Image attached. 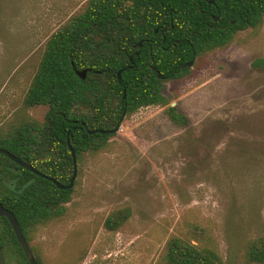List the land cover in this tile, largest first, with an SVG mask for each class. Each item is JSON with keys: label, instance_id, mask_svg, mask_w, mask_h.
Returning a JSON list of instances; mask_svg holds the SVG:
<instances>
[{"label": "rangeland", "instance_id": "374dc122", "mask_svg": "<svg viewBox=\"0 0 264 264\" xmlns=\"http://www.w3.org/2000/svg\"><path fill=\"white\" fill-rule=\"evenodd\" d=\"M89 0H0V127L22 115L47 42ZM264 19L197 59L187 78L164 83L169 106L125 117L106 150L87 153L65 215L38 227L30 246L41 264H166L174 236L216 247L224 264H247L249 239L264 235ZM130 208L117 232L114 211ZM4 222L0 221V238ZM195 231L190 234L191 231ZM197 236V239L195 238ZM200 240V241H199ZM0 246V264H17Z\"/></svg>", "mask_w": 264, "mask_h": 264}, {"label": "trees", "instance_id": "16d2710c", "mask_svg": "<svg viewBox=\"0 0 264 264\" xmlns=\"http://www.w3.org/2000/svg\"><path fill=\"white\" fill-rule=\"evenodd\" d=\"M263 19L264 0H89L49 39L26 94L24 109L49 108L45 121L21 114L6 123L0 127V149L69 185L74 174L70 146L79 162L87 153L106 150L125 117L140 109L167 107L172 122L186 126L188 119L169 106L164 83L187 78L188 63L228 46L239 32L259 28ZM253 66L264 67V60ZM84 70L88 74L82 80L77 72ZM73 192L0 154V203L14 214L29 245L38 227L65 215ZM131 213L130 208L114 211L105 229L117 232ZM0 221L6 226L0 246L10 247L17 264H30L8 220ZM164 259L166 264H224L209 241L194 244L180 236L167 242ZM244 261L264 264V235L247 241Z\"/></svg>", "mask_w": 264, "mask_h": 264}, {"label": "water", "instance_id": "95a60500", "mask_svg": "<svg viewBox=\"0 0 264 264\" xmlns=\"http://www.w3.org/2000/svg\"><path fill=\"white\" fill-rule=\"evenodd\" d=\"M210 3L214 4L215 1H211ZM216 21H218L217 18H216ZM158 32L159 31L156 30V33H158ZM162 34L165 35V31H163ZM139 46L142 47V43H140ZM193 65H194V61L188 63L186 65V67L192 68ZM77 74L82 80H85L87 78L88 71L84 70V71H81V72H77ZM158 76H159L160 80L164 79V77L161 74H159ZM118 78L121 79V72L118 74ZM116 132H117V130H114V131H111V132L96 131V132H89V134L93 135L95 133H99V134H102V135H106V134H109V133L110 134H114ZM70 151H71V154H72V157H73L74 174H73V177L70 180L69 185H63V184L59 183L57 180L44 175L43 173H41L37 169H35L31 164L21 161L20 159H18L17 157H15L14 155H12L11 153H9L8 151H6L4 149H0V154L7 156L10 160L15 162L17 165H19L23 169L28 170L31 173H33V174H35V175H37V176H39V177H41L43 179H46V180L52 182L54 185H56V187L59 190L68 191V190L74 189L75 182H76L77 177H78L77 155H76L75 150L71 146H70ZM0 217L1 218H6L8 220V222L10 223V225H11V227H12L14 233H15V236H16L21 248L23 249V251L25 253V256H26L27 260L29 261V263L30 264H38V262H37V260L35 258V255H34L32 249H31L28 241L24 237V235H23V233H22V231L20 229L19 223L16 220L14 214L11 211H9L6 208H4V206L1 203H0Z\"/></svg>", "mask_w": 264, "mask_h": 264}]
</instances>
